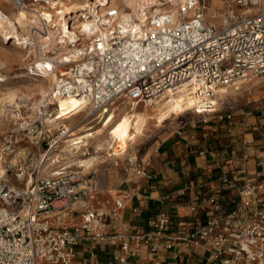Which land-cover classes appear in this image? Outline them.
Returning <instances> with one entry per match:
<instances>
[{
	"label": "built area",
	"instance_id": "1",
	"mask_svg": "<svg viewBox=\"0 0 264 264\" xmlns=\"http://www.w3.org/2000/svg\"><path fill=\"white\" fill-rule=\"evenodd\" d=\"M0 1L29 17L28 34L17 42L30 52L26 71L52 79L32 110L23 93L9 106L14 122L2 136L5 149L13 153L26 138L43 154L28 167V185L13 184L0 171V264H77L75 247L82 240L110 241L105 229L109 213L93 206L99 192L96 178L80 166L59 163L69 154L61 146L71 138L73 126L49 128L60 117L58 100L74 97L79 103L72 110L82 111V120L105 116L102 124L118 99L149 107L192 94L201 108L192 102L195 112L209 114L214 91L237 88L264 73V0H230L213 19L197 0H167L170 7L143 15L141 31L118 21L117 8L109 4L70 13L60 12L59 0ZM79 21L87 22L86 30L76 27ZM83 147L81 155L89 154ZM48 153L54 155L49 158L54 166L46 170ZM30 155L27 148L21 157L26 161ZM128 165L137 175H149L141 161L129 158ZM24 172L18 169L15 175ZM236 192L226 200V212L215 211L180 234L168 231L163 214L153 230H136L130 240L122 239L109 264H138L131 259L136 255L131 242L146 244L151 252L162 248L175 258L181 250L208 249L211 264H264V166L258 163L251 176L245 175ZM209 203L218 207L217 198ZM123 205L115 200L111 214Z\"/></svg>",
	"mask_w": 264,
	"mask_h": 264
},
{
	"label": "crops",
	"instance_id": "2",
	"mask_svg": "<svg viewBox=\"0 0 264 264\" xmlns=\"http://www.w3.org/2000/svg\"><path fill=\"white\" fill-rule=\"evenodd\" d=\"M239 113L230 119L196 113L195 120L158 142L144 163L148 176L137 175L129 165L105 180L93 175L99 187L93 206L109 213L105 229L111 239L82 240L75 247L77 264L112 263L122 239L130 240L136 230H153L163 214L169 219L168 231L180 234L215 211L226 212V200L237 193L242 178L251 176L258 163L264 166V110ZM211 197L217 198L218 207H211ZM118 199L124 205L114 216L111 208ZM130 249L138 264H211V252L204 248L181 250L176 258L162 248L151 252L146 244L131 242Z\"/></svg>",
	"mask_w": 264,
	"mask_h": 264
},
{
	"label": "rangeland",
	"instance_id": "3",
	"mask_svg": "<svg viewBox=\"0 0 264 264\" xmlns=\"http://www.w3.org/2000/svg\"><path fill=\"white\" fill-rule=\"evenodd\" d=\"M60 1L61 0H59V2ZM91 1H95V0H88L87 1L88 5L80 9H87L93 6L94 5L93 3L90 6ZM122 1L124 3V0ZM197 1L200 5L204 6V12L206 13L207 18L213 19L214 18L213 14L215 10L225 11L228 7L227 3L230 0H197ZM116 2L118 5L123 6L122 2L120 3L119 0H116ZM97 4L101 5L99 3H96L95 5ZM2 5H5V6H2ZM0 7L7 10V12L11 14L16 11L6 2L0 1ZM176 8L177 7H174V9ZM240 10L241 9L239 8V11ZM255 10H257V6L253 7L251 11H255ZM125 11H130V9H125ZM2 48L6 50V52H10V54L15 56L14 57L15 60H13L14 62L11 61L8 64L6 62V65L0 64V75L6 76L4 82L3 81L0 82L1 84L0 89H2V91L5 90V87L7 88V87L20 86V89L22 90V93H23V92H26V90L24 86H22L21 84H25L29 82L30 83L37 82V81H41L45 87L48 86L50 83L52 85L51 76H45V77L35 76L32 74H29L26 71L25 62L28 60V57L30 56V52L26 47L19 46L16 41L13 42V40H11L10 38L8 39V38H3L0 36V60H3L2 58L5 59L6 57V55L3 56V54H5L4 53L5 51ZM14 76H17V77H14ZM237 88L223 86V87H220L218 90L214 91V94L209 97L211 102H213V105H214L212 109L208 110L209 114H215L217 118H219V116H222L223 118H227L226 116L230 115V118H231V116H233L234 114H240L239 112L241 110H244L245 112H247V111L256 110L259 107H261L262 110H264V73L250 76V78L246 82L239 83L237 85ZM228 89H230L231 92ZM220 93L223 94V96H220ZM182 95L183 94H179L176 97L179 100L180 104H182V106L186 108L184 112L182 113L173 112L172 114H169L168 112H166L165 114H163L164 119H162L161 116H153L146 123V129L144 130L143 134L138 136L131 144H129L126 154L122 155L119 158H114L113 156H106V152L104 154L103 152L99 153L100 155H104V159L92 165L93 167L91 166L92 170L90 171L89 174L95 176V174L98 173L99 178H101L102 180H105L106 178H108L109 173L115 172V169L116 170L119 169V171H121L124 166H128L129 158H134L138 161H141L142 163H145L148 156L151 154L155 146L158 144V142L162 138L169 135L174 129H176L178 126L182 125L183 123L190 122L196 119L198 114L195 113V109H193L192 107V102H194V99H196V97H190V96H193L192 94L188 95L187 96L188 98L183 97ZM200 97L201 96H199V98ZM2 101L3 100H1V97H0V103ZM120 102H122V104ZM115 103L109 107V111L112 114L118 111L117 107L123 106V108H129V106H131L125 99H118L116 100ZM138 105L140 109H144L143 107H148V106H144L143 104H138ZM30 108L32 110L31 106ZM70 113L71 112L68 111L64 115L61 114L60 117L57 118L56 123L49 124V128L54 129L58 123H64L68 126H73V124L82 121V116H83L82 111L79 110V111H75L74 113H71V114ZM201 114H207V113H201ZM103 117L105 118V116ZM104 118H102V120H99L98 118H94V117L89 118L85 120V123H83L85 125L84 127L85 128L92 127V129H94L93 127H96L102 124ZM13 122L14 120L10 119V117H2V122H1L2 124L0 123V151L2 150V136L5 132L10 130V128H12ZM51 124H54V125H51ZM83 129L84 128H82L79 132H82ZM92 129L90 131H92ZM85 141H86L85 146H88L89 153L95 154L94 147H93L94 145L93 137L89 136L88 138L85 139ZM83 146H81L82 148L81 147L78 148V150L76 149L77 151L75 153L76 157H72L71 159L67 157L64 160H60L59 163L60 164L62 163L61 165H63L65 161H68V163L73 162L74 165L76 164V166H78V163L76 162V160L82 159L88 155V154L81 155L82 153L81 150L82 151L84 150ZM27 148L31 150V155L29 156V158H27L26 161H23L21 156L23 153L27 151ZM61 148L63 149L64 145H62ZM20 150L22 153L20 152ZM17 151H19V153L15 154ZM42 154L43 152H40L34 144L30 143L28 139L23 138L20 141L19 146H17L14 152L11 154V156L13 155V158H15V162L11 161L12 157L9 159H6L2 163L1 168H3L4 172H5V168H8V172H5V173H7V177L13 184H16L19 186H25L26 185L25 183L27 180L26 178L30 176V170L28 169V167L34 164L36 157L40 155V158H41ZM50 155L54 157L53 154L51 153H48L46 155V158L44 161L46 170L53 168L52 164L54 165V163H52L51 160L49 159ZM28 159H31V160H28ZM18 169L25 171L24 172L25 175L23 177L18 178L15 175V172ZM81 169L83 172H86L88 170V169L85 170L83 168Z\"/></svg>",
	"mask_w": 264,
	"mask_h": 264
},
{
	"label": "bare ground",
	"instance_id": "4",
	"mask_svg": "<svg viewBox=\"0 0 264 264\" xmlns=\"http://www.w3.org/2000/svg\"><path fill=\"white\" fill-rule=\"evenodd\" d=\"M87 1L88 0H61L60 1V6H61L60 12H63V11L76 12L80 8H83L86 5H88ZM119 1L120 3L122 2L123 6L118 5L117 4L118 1L116 2V0H95V1L90 2L91 3L90 6L92 5V3L94 5L96 3H99L101 4L100 7H104L102 6V4L113 5L115 6V8H117L119 12V16L117 18L118 21L125 22L126 26H128L130 30L141 31L143 30L141 21L145 20L143 18L144 14L148 12L151 13L154 11L163 10L167 8V6L170 7V4H171L167 0L165 1L164 0H124V3L122 0H119ZM2 6H5V5H2ZM125 9H130V11H125ZM28 25H29V17L23 10H18L11 14V13H8L7 10L0 7V36L1 37L8 38V39L10 38L11 40H13V42L15 41L18 42L21 39V37H23L25 34H28V29H29ZM87 26L88 24L86 21H79L76 25V27L80 31L86 30ZM4 51H5L4 52L5 54H3V56L6 55V57L5 59L1 57L4 61L0 60V64L6 65V62L8 64L11 61L15 60L14 59L15 56L10 54V52H6V50ZM5 77L6 76L4 75H0V80L4 82ZM14 77H17V76H14ZM21 85L24 86L26 90V92H23V93H25V96L29 98L30 106L32 107V109L36 106L38 99L42 95L47 94V92L49 91L51 87V83L45 87L41 81L31 82V83L29 82V83H25ZM19 93H22L20 86L7 87V88L5 87L4 91L0 89V95H1L0 97H1V100H3L0 103V123L2 122V117H10L11 119L9 106L12 104L15 96L18 95ZM220 96H223V94L220 93ZM197 102H198L197 99L193 102L195 103L194 106L200 110L201 109L200 104H198ZM78 103L79 101L71 96L63 98V99H59L58 105H59V109H61L59 115L61 114L64 115L68 111H70L71 113H74L75 111H79V109L72 110L73 108L77 106L76 104ZM120 103L122 104V102ZM143 108L144 109H140L138 104L129 106V108H123V106L117 107L118 111L116 110L117 111L116 113L111 114L104 124H100L99 126L93 127L94 129H92V127L85 128L84 127L85 125L83 124L85 123V120H82L80 122L73 124V127L70 129L71 138L67 140L63 148L64 150L69 151V154L67 155V157L70 159L72 157H76V154H75L77 152L76 149L78 150V148L85 145L86 144L85 139L88 138L89 136H92L94 139L93 147H94L95 154L89 153L86 157L82 159H77L76 162L78 163V166L87 170L95 163L102 161V159H104V155L99 154L102 152L103 154L106 152V156H113L114 158H119L122 155L127 153L129 144H131L138 136L143 134L144 130L146 129V123L153 116H161V118L164 119L163 114H165L166 112H168L169 114H172L173 112L182 113L186 110V108H184L182 104H180L176 96L170 97L168 100L162 99L149 107H143ZM56 120L57 119L51 120L50 123H56L57 122ZM51 125H54V124H51ZM82 128H84L83 131L79 132ZM91 129L92 131H90ZM70 140L75 141L74 142L75 144H73V146L70 145L71 144L69 142ZM17 153H19V151H17L15 154ZM11 154L12 153L8 152L2 144V150L0 151V171L3 173L5 172L3 168L1 167H2V163L6 159H9L12 157L11 161L15 162V158H13V155L11 156ZM71 163L73 164V162ZM52 166L54 165L52 164ZM26 179L27 180L25 184L28 185L31 181V177L28 176Z\"/></svg>",
	"mask_w": 264,
	"mask_h": 264
}]
</instances>
